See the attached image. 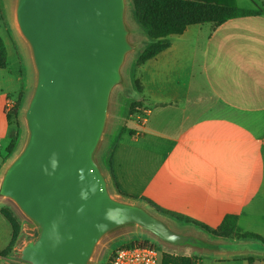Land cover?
<instances>
[{
  "label": "crops",
  "instance_id": "1",
  "mask_svg": "<svg viewBox=\"0 0 264 264\" xmlns=\"http://www.w3.org/2000/svg\"><path fill=\"white\" fill-rule=\"evenodd\" d=\"M193 1L258 12L216 28L190 24L170 36L167 49L139 65L138 95L109 136L101 170L110 194L113 188L124 202L147 210L157 206L214 229L236 215L241 232L264 237V0H248L255 7L239 0ZM126 2L133 6V0ZM133 14L136 19L134 6ZM5 49L10 56L8 42ZM22 76L0 66V189L14 156L6 151L11 142L6 103L22 90ZM133 103L137 109L130 112ZM3 211L20 226L10 251L14 229ZM168 217L162 220L170 228L203 231ZM26 218L0 192V264L18 263L27 227L35 229ZM196 238L197 245L184 247L181 256L198 257L200 264H264L261 241L228 238L217 245Z\"/></svg>",
  "mask_w": 264,
  "mask_h": 264
},
{
  "label": "water",
  "instance_id": "2",
  "mask_svg": "<svg viewBox=\"0 0 264 264\" xmlns=\"http://www.w3.org/2000/svg\"><path fill=\"white\" fill-rule=\"evenodd\" d=\"M126 0H18L37 84L26 111L29 139L0 192L39 228L26 264H89L99 241L138 225L170 244L197 245L146 208L115 199L95 160L113 88L133 50ZM21 264V263H12Z\"/></svg>",
  "mask_w": 264,
  "mask_h": 264
},
{
  "label": "rangeland",
  "instance_id": "3",
  "mask_svg": "<svg viewBox=\"0 0 264 264\" xmlns=\"http://www.w3.org/2000/svg\"><path fill=\"white\" fill-rule=\"evenodd\" d=\"M17 2L18 0H0V41L4 45L10 44L11 54L6 56L7 61V71L16 74L23 75V88H22V102L20 106V111L18 115V131L19 139L17 148L14 152L13 160L23 151L27 141L29 139V129L26 120V111L29 107L31 99L34 95L35 87L37 84V70L33 60V54L31 47L25 37L23 36L18 20H17ZM240 5L255 7L248 0H239ZM126 13L125 20L129 28V41L133 45V50H131L125 58V61L121 68L122 81L116 85L111 93L110 102H109V111L108 118L105 127L103 137L100 141V144L95 153V160L103 169L102 156L105 153L106 146L109 140V136L114 133L115 129L119 125L122 117L125 114L126 108L130 103V100H133L138 92L134 89L136 88V76L139 69V59L143 51L151 43V40L146 32V30L134 19L133 6L132 3L126 2ZM260 6L262 3H258ZM264 9V5L262 6ZM15 33H18L20 37L26 42L27 46H21L14 39ZM8 40V41H7ZM20 91V92H21ZM134 91V92H133ZM19 91L11 93L13 99L18 100ZM134 109H137L135 106ZM103 171V170H102ZM112 195L115 194V190L112 188ZM114 193V194H113ZM115 199L122 200L120 196H113ZM149 211L152 214L157 216L160 219L169 221L167 214L160 212L157 208L153 206H148ZM27 217V216H26ZM27 221L32 222L28 217ZM185 223V222H184ZM173 227L172 229L183 235H192L193 237H198L201 239L215 240L213 243L219 244L220 239L228 238H238L243 240L253 241L258 239L247 238V237H227L225 235H218L214 232L205 230L203 231H193L194 227ZM193 231V232H192ZM39 235V228L35 227L33 231H30L27 227L26 241L29 242L34 240ZM222 237V238H214ZM217 239V240H216ZM148 242L149 244L154 245L158 251L161 262L163 261L164 256H181L182 250L184 247H190L191 244L186 245H176L170 244L158 238L152 232L142 228L138 225H127L116 229L107 235H105L97 244L93 256L89 264H107L113 252L124 244H129L133 242ZM261 241V240H258ZM262 242V241H261ZM264 243V242H263ZM177 253L179 255H177ZM16 260L18 263L26 264L21 259V251H16Z\"/></svg>",
  "mask_w": 264,
  "mask_h": 264
},
{
  "label": "trees",
  "instance_id": "4",
  "mask_svg": "<svg viewBox=\"0 0 264 264\" xmlns=\"http://www.w3.org/2000/svg\"><path fill=\"white\" fill-rule=\"evenodd\" d=\"M134 13L137 22L146 30L151 43L143 51L138 63L142 64L147 60L155 57L170 44V36L183 33L184 29L190 24L197 23H212L214 28L220 26L225 21L248 15H254L258 10H247L240 8L237 5L223 6L220 4L197 2L193 0H133ZM6 49L1 43L0 50V66L7 67ZM22 102V91L19 94L18 100L10 113L7 114L9 124L11 125L10 138L11 142L7 147V153L13 154L17 148L19 131H18V115ZM135 104L130 107V112L134 110ZM162 213L170 215L179 221L192 223L205 230L214 232L218 235L227 237H247L258 239L264 242V237L256 233L241 232L238 227V217L236 215H227L223 223L218 228H212L204 223H201L192 218H188L173 212H169L154 206ZM4 215L12 223L14 235L12 242L7 251H10L19 236L20 226L16 219L7 211H3ZM138 241L132 243L135 244ZM149 244L148 242H143ZM198 257L188 256H164L162 264H194Z\"/></svg>",
  "mask_w": 264,
  "mask_h": 264
},
{
  "label": "built area",
  "instance_id": "5",
  "mask_svg": "<svg viewBox=\"0 0 264 264\" xmlns=\"http://www.w3.org/2000/svg\"><path fill=\"white\" fill-rule=\"evenodd\" d=\"M16 101L12 97L7 98V114L11 112ZM107 264H161V260L159 251L154 245L138 242L119 246L113 252ZM194 264H200L199 260Z\"/></svg>",
  "mask_w": 264,
  "mask_h": 264
}]
</instances>
